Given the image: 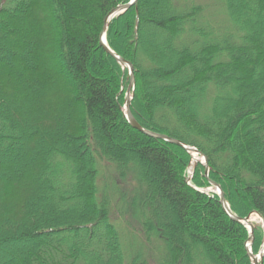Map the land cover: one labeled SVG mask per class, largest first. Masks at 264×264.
Wrapping results in <instances>:
<instances>
[{
    "label": "trees",
    "instance_id": "1",
    "mask_svg": "<svg viewBox=\"0 0 264 264\" xmlns=\"http://www.w3.org/2000/svg\"><path fill=\"white\" fill-rule=\"evenodd\" d=\"M220 1L217 30L193 0H138L107 42L135 56L138 123L196 147L233 213L264 218V0ZM129 2L0 0V264H252L249 231L186 181L188 152L124 120L128 71L101 34Z\"/></svg>",
    "mask_w": 264,
    "mask_h": 264
},
{
    "label": "water",
    "instance_id": "2",
    "mask_svg": "<svg viewBox=\"0 0 264 264\" xmlns=\"http://www.w3.org/2000/svg\"><path fill=\"white\" fill-rule=\"evenodd\" d=\"M138 8V0H130L129 3L127 4H124V5H120L118 6L117 8H115L106 18V21H105V25L103 27V31H102V34H101V46L104 48V50L110 55L112 56L122 67V70L123 72L125 73L126 71H128L126 69V67L123 65V63L121 62L120 60V55L117 54L116 52H114L108 45V42H107V32H108V28H109V25L111 24L112 20L119 16V15H122L124 14L125 12H127L129 9L131 8ZM138 25V24H137ZM137 30H138V26H137ZM138 43V35H137V40H136V45ZM134 57L130 60L131 62V69L128 71V86H127V90H126V95H125V102H124V105H123V108H122V111H123V117H124V120L126 121V123L131 126L132 128L136 129L137 131L141 132L142 134L144 135H147L151 138H154V139H157V140H162V141H165L167 143H171V144H175L181 148H183L186 152H188V154L191 156V159L193 160V158H195L193 156V153L192 151H195L197 152V154H200V156L203 157L204 159V164L203 163H200V161H196L195 162V166H194V169L198 168L199 165H203L204 168H205V174L203 175L208 181H209V184H210V187L208 188H198L197 186H195L193 184V176L191 178L188 179V184L195 190H197L198 192H201L211 198H217L220 205L222 206L223 210L226 212V214L230 217V219H232L233 221L239 223V224H242L250 233V245H248V241L246 242L245 246H246V249L248 251V255L252 261V264H262L263 261H264V245H263V248L262 250L260 251V253L256 256L253 254V251H252V245L254 243V238H255V229H256V226L255 225H251V227L249 228L247 223L250 222V218L252 215L256 214L258 215L259 219H260V224H261V227L264 231V218L262 217V215L258 212H253L252 214H250L249 216L247 217H240L238 215H236L235 213H233V211L231 210V207H230V204L228 203L226 197H225V194H224V190L221 186V184L212 179L210 177V165H209V162H208V159L207 157L202 153L200 152L196 147L194 146H190L178 139H175V138H172L166 134H162V133H158L156 131H153V130H149V129H146L144 127H142L138 121L135 119L133 113H132V102H133V99H134V94H135V89H136V78H135V65H134ZM192 163V161H191ZM193 175H194V172H193ZM212 192V193H211ZM255 259V260H254ZM255 261V263H254Z\"/></svg>",
    "mask_w": 264,
    "mask_h": 264
},
{
    "label": "rangeland",
    "instance_id": "3",
    "mask_svg": "<svg viewBox=\"0 0 264 264\" xmlns=\"http://www.w3.org/2000/svg\"><path fill=\"white\" fill-rule=\"evenodd\" d=\"M193 1L197 4L199 3L202 6H204V8H205L204 16L206 17L205 20L207 23H210L212 25V27H214L215 29L218 30V28H222V27L224 28L227 26L226 25L227 16L225 14L224 5L221 3L220 0H193ZM44 16L48 17L47 14H45ZM50 23L52 24V20L50 21ZM189 169H190V167L186 171V175H185L186 181H188V179L191 178L192 176L194 178L193 172L195 174V171L190 173ZM204 171L202 172V175L205 174ZM110 172L111 171H108V175L106 177H108V178L111 177ZM101 187H104L103 183H101ZM114 202H116V200H113V203ZM123 205H124L123 203H119V202H118V205L116 204L117 207L114 210L115 218H118V219L122 218V220H120V222L118 221V223H117V221H115V222L119 226H121V230H122V233L124 234L125 239L127 237L128 241L130 242L134 238H137V239L142 240V243H143V236L141 233V228H140L139 222H136L134 220V216L132 214L126 212V210H124V208L122 207ZM256 225L261 227L260 222L257 223ZM135 245H137V244H135ZM146 246H147V244H146ZM151 255L155 257V255L152 252L150 253V256ZM155 258L150 259L151 262L154 261ZM152 264H154V262Z\"/></svg>",
    "mask_w": 264,
    "mask_h": 264
},
{
    "label": "bare ground",
    "instance_id": "4",
    "mask_svg": "<svg viewBox=\"0 0 264 264\" xmlns=\"http://www.w3.org/2000/svg\"><path fill=\"white\" fill-rule=\"evenodd\" d=\"M119 58H120L121 62L123 63V65L126 67V69L129 71L131 69V62H130L129 58H127L125 56H120ZM192 153H193V156L195 158H193V160H192L191 167L189 169L190 173H192L194 171L195 162L197 160L200 161V163L204 164V159H203L202 156H200V154H197V152H195V151H192ZM259 222H260V219H259L258 215L254 214V215L251 216L250 222L247 223V225L250 228L251 225H255L256 226V224L259 223ZM248 245H250V238L248 239ZM254 263H255V261H254Z\"/></svg>",
    "mask_w": 264,
    "mask_h": 264
}]
</instances>
